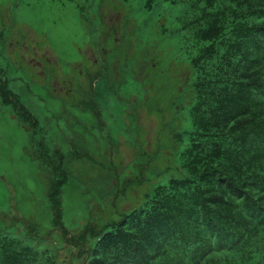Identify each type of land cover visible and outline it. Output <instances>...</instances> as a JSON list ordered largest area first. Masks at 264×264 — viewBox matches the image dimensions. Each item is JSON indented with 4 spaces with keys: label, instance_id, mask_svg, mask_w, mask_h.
Masks as SVG:
<instances>
[{
    "label": "rangeland",
    "instance_id": "obj_1",
    "mask_svg": "<svg viewBox=\"0 0 264 264\" xmlns=\"http://www.w3.org/2000/svg\"><path fill=\"white\" fill-rule=\"evenodd\" d=\"M188 3L0 0V233L37 263H92L105 226L183 175Z\"/></svg>",
    "mask_w": 264,
    "mask_h": 264
},
{
    "label": "trees",
    "instance_id": "obj_2",
    "mask_svg": "<svg viewBox=\"0 0 264 264\" xmlns=\"http://www.w3.org/2000/svg\"><path fill=\"white\" fill-rule=\"evenodd\" d=\"M187 12L183 175L105 226L90 264H264V0H189ZM0 264L39 263L0 233Z\"/></svg>",
    "mask_w": 264,
    "mask_h": 264
}]
</instances>
